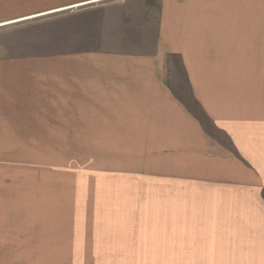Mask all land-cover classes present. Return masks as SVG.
Masks as SVG:
<instances>
[{"label":"rangeland","instance_id":"obj_1","mask_svg":"<svg viewBox=\"0 0 264 264\" xmlns=\"http://www.w3.org/2000/svg\"><path fill=\"white\" fill-rule=\"evenodd\" d=\"M157 7L0 0V264L241 263L230 244L243 247L235 231L247 228L222 225L254 218V172L246 159L206 157H238L224 118L241 115L238 134L264 141L263 42L205 47L212 68L199 78L173 51L181 44L158 35ZM162 55L152 88L135 87L133 58ZM214 89L242 99L199 98ZM179 107L212 152L196 134L144 130L149 113ZM185 140L204 159L176 152Z\"/></svg>","mask_w":264,"mask_h":264},{"label":"crops","instance_id":"obj_2","mask_svg":"<svg viewBox=\"0 0 264 264\" xmlns=\"http://www.w3.org/2000/svg\"><path fill=\"white\" fill-rule=\"evenodd\" d=\"M99 1L105 0H73V3L86 5ZM156 12V31L158 35L170 37L172 43L176 44L178 42L181 44V49L179 48L173 51L175 53H186V59H184L185 63H182L184 64L182 66L197 69L196 73L199 78H205L209 75L206 73V76H202L204 72L201 69L212 68V66L202 63L201 61V57L204 58L201 52L204 51L205 47L207 50V46H210V50L211 46L212 48L216 46L222 48V50L230 49L239 52L252 50L246 47L248 44L250 45L256 42V44H260L263 42L259 50L264 51V0H158ZM248 36L254 37L255 39H249ZM256 37H259L260 40L258 41ZM240 46L244 47L240 48ZM218 48H214L213 50H217ZM162 52L163 51H161V53ZM208 53H210V51ZM167 63L168 59H165L164 55L159 56L158 59L133 58V65L131 66L132 84L134 83L135 87L136 85L139 86L142 91L146 90L147 86L149 89L152 88L153 70L151 69L154 67L165 68ZM202 92H204V96L199 97L200 99L209 100L212 96H214L215 99L222 100L242 99L241 97H231L228 93L224 95L225 92L221 91V93H219L215 89L214 91L203 90ZM151 98L152 97H149L146 100H150ZM212 108L213 107L206 106L205 104V113L216 121L214 118L216 115L213 114L214 110ZM220 108L222 107L215 108L218 110V114L221 112ZM165 109L166 108H164L163 113H149L148 115L150 117L147 115L148 119L143 118L142 125H148L144 130L151 131V126L158 125V129L163 132L175 131L196 134L198 139L205 144V146L198 147V149L205 150L204 153L206 154H208L207 150L212 152L211 146L213 145V141L210 140L208 133L204 131L202 125L194 120L193 115L192 117L189 116L194 120L192 124H196V126L190 127L192 124L184 119L181 107L173 108L172 113L169 114H167ZM118 115L121 116L122 114L116 113L114 116ZM104 116L113 117V115L109 114H104ZM234 117L235 119L233 121L224 118V124L228 126V128L225 127L223 129L226 131L229 130L230 133L233 132V134H235L238 157H233L222 151L223 153L208 154L206 158L246 159L251 163L252 166L250 165L247 169H249V172H254L255 179L252 181L253 183H250L255 186L252 189L255 190L256 194H259L261 198V202L252 205L249 209L255 212L254 218L231 220L230 225L224 223L222 227L247 228L245 235L241 230L235 231V233L242 236L244 239L246 238V241H244L245 245H243V247L237 243H232L230 245L235 249L236 256L242 260V264H264V141H259V137L258 140L255 139V141H253L251 138H248L246 134L242 135V132L238 134L241 128V119L243 118L241 115ZM251 121L253 122L252 119ZM134 122L135 121L132 120L130 124H134ZM208 141L212 144L208 143ZM187 143L188 141L185 140L181 144L185 149L176 150V152H189L191 153V157H195L191 159H204V154L198 157L197 154L199 155L201 153L192 151L191 149L193 147H189ZM248 143H254V149L248 148ZM214 147H216V145ZM193 154L196 156H193ZM247 161L246 164L248 163ZM227 179L229 180L230 178L227 177ZM238 182L241 183L242 181L238 180ZM235 245L236 247H234Z\"/></svg>","mask_w":264,"mask_h":264},{"label":"snow or ice","instance_id":"obj_3","mask_svg":"<svg viewBox=\"0 0 264 264\" xmlns=\"http://www.w3.org/2000/svg\"><path fill=\"white\" fill-rule=\"evenodd\" d=\"M70 6H73V5H70Z\"/></svg>","mask_w":264,"mask_h":264}]
</instances>
